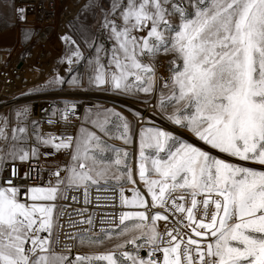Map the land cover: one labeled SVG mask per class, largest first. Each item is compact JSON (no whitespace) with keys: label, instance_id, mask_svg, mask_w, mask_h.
I'll list each match as a JSON object with an SVG mask.
<instances>
[{"label":"snow or ice","instance_id":"6c2138e0","mask_svg":"<svg viewBox=\"0 0 264 264\" xmlns=\"http://www.w3.org/2000/svg\"><path fill=\"white\" fill-rule=\"evenodd\" d=\"M90 7L86 3L82 11ZM16 12L26 21L24 7ZM100 26L112 46L105 49L91 36L85 39L96 53L86 60L89 88L124 96L152 94L157 91L156 57L171 54L170 75L159 89L160 109L171 108L169 121L225 158L165 130L141 127L134 172L127 149L109 142H133L132 125L114 109H86L75 135L41 134L33 122L36 143L30 148L25 146L28 128L14 127L9 137L5 117L0 121V173L8 161L12 165L8 175L0 176V264H264V0H112ZM85 28L77 29L81 36ZM32 35L25 30L23 38ZM60 39L67 46L61 62L72 72L71 66L86 58L72 35ZM102 53L108 55L106 63ZM65 83L83 87L77 76L48 82ZM76 107L65 104L61 119L70 123ZM27 114V108L16 113L18 118ZM40 146L54 151L41 153ZM56 152H67L70 159L50 173L54 181L26 188L13 182L32 179L37 171L21 176L15 161ZM136 177L146 191L133 187L129 198L123 184L136 185ZM109 185L118 188L120 206L127 210L102 219L107 228L94 231V214L76 221L67 212L69 205L57 204L78 202L72 191H82L83 202L90 203L91 189ZM158 208L179 213L177 225L192 235L167 223L159 231L157 222L169 216L153 211ZM66 215L68 227H89L65 232V241L75 243L61 248ZM112 240L118 242L104 253L72 254L74 246L101 247ZM144 248L147 258L140 255Z\"/></svg>","mask_w":264,"mask_h":264},{"label":"rangeland","instance_id":"374dc122","mask_svg":"<svg viewBox=\"0 0 264 264\" xmlns=\"http://www.w3.org/2000/svg\"><path fill=\"white\" fill-rule=\"evenodd\" d=\"M86 3L90 4L91 7L86 11H82ZM111 3L112 0H60L59 7L62 12L61 23L47 43L39 44L35 40L37 24L31 16H28L31 13V10H26V21H21L16 9L22 6L16 4L14 0H0V35L8 37L5 45L8 47L10 46V51L18 56L23 62L28 63L29 57L32 56L31 54L33 52L36 57L35 62H30L25 68L28 71L29 83L26 86H23L21 91H19L17 102L11 106V104H6V101L0 98V121L5 117L7 118L8 127L6 131L8 132L9 137L11 136L14 127L25 126L28 128L29 135V140L25 146L30 148L35 145L36 141L33 134V122L36 121L31 117V114L34 102L40 97L52 95L59 101L73 97H91L97 100V104L89 108L114 109L127 117L132 125L133 142L131 144L124 145L122 141L119 140L109 141L117 147L127 149L130 153L131 165L134 163L136 166V159L138 158L139 151L138 132L141 127H156L165 130L177 138H182L187 142L193 143L204 151L225 158L224 154L218 153L209 145L198 141L186 129L178 127L169 121L167 116L170 114L171 108H169L168 111H162L160 109L159 89L164 80L170 75L169 63L174 58L171 54H161L156 57L155 62L157 68L155 81L157 91L152 94L140 92L135 96H124L110 91L105 92L95 88H89L87 79L90 70L86 60L95 57L96 53L95 46L91 48L88 47L85 39L88 36H91L96 44H103L105 49L111 48L112 42L107 39V33L100 26L103 22L105 13L110 9ZM78 16L80 18L79 20L76 19ZM70 22L73 27H69ZM81 25L86 26L83 36H81L80 32L77 30ZM25 30H31L33 33L29 40L23 38ZM14 32H16L15 35ZM65 34L72 35L73 38L77 39L80 49L86 58L78 64L71 66L73 69L72 72L68 71L70 66L66 61L63 63L61 62L65 57L67 46L61 41L60 37ZM102 56L103 62L106 63L108 55L102 53ZM56 76L62 77L66 81L70 80L73 76L81 77L83 79V87H70L68 83L63 85H49L48 82ZM165 91L167 92V90ZM24 108L28 109L27 117L24 118L22 116L18 118L16 115L17 111H22ZM85 112L86 110L81 117V123L83 122ZM85 126L91 130H95L90 124H86ZM134 157L136 158L133 161ZM239 163H243L250 167L261 168V166L251 164L250 162ZM127 185H129V183H124L123 187H126ZM160 222L161 221L157 222L158 229L160 227ZM117 242L118 241L116 240H112L101 247L94 248L75 247V252H72V254L74 255L77 252L104 253ZM99 264H106V262H99Z\"/></svg>","mask_w":264,"mask_h":264},{"label":"built area","instance_id":"2783aa9c","mask_svg":"<svg viewBox=\"0 0 264 264\" xmlns=\"http://www.w3.org/2000/svg\"><path fill=\"white\" fill-rule=\"evenodd\" d=\"M14 2L26 8V10H31L28 16H31L37 24L35 40L39 44L47 43L62 20V12L59 7L60 0H14ZM15 34L16 32H14ZM7 39L8 37L0 35V98L6 101V104L10 103L13 106L19 98L23 69L27 62L21 61L18 56L10 51V46L5 45ZM65 104H75L77 106L75 116H70V123L63 121L60 116V112L63 110ZM96 104L97 100L91 97H73L59 101L52 95L43 96L34 102L31 117L36 121L41 134L54 133L59 136L68 133L75 135L81 126V117L84 111ZM54 112L56 113L55 115H53ZM49 119L53 120L54 123L49 124ZM53 151L50 147L40 146L41 153ZM135 158H133V161ZM69 159L70 156L67 152H56L53 155H40L38 159H32L26 163H21L17 160L15 161V166L18 168L21 176L29 172L32 168H35L37 171L32 173V179H14L13 182L21 185L22 188H26L30 184H46L49 179L54 181L55 177H52L50 173L55 171L57 167H63ZM11 165V161L6 163L5 171L1 173V176L8 175ZM61 174L63 175V173ZM106 187L107 190L101 189L100 191H97L95 188L91 189L89 193L90 203L85 204L83 202L84 197L82 191H72L69 195L76 196L78 202L61 200L57 201V204L69 205L67 212L71 213L72 219L76 221L87 219L94 214V231H98L100 227L107 228L109 225H101L100 221L102 219L111 220L114 215L118 216L124 209L120 206L118 188L114 191L111 185ZM98 196L100 199H97ZM108 197H111V199H107ZM76 211H83L84 215L82 217L76 215ZM160 212L168 215L169 220L167 222H160L159 231L164 232L166 230L165 224L167 223L169 228L179 227L181 232L187 233L190 236L192 235L190 229L177 225L176 220L180 217L179 213L173 215L170 212H164V209H160ZM199 218L200 216L198 214L197 219ZM61 223L64 225V228L61 230V248L65 242L69 244L75 243L72 240L65 241V232L74 234L79 229L89 227L87 224L77 225L76 228L68 227L67 215L61 220ZM184 223H187V221L185 220ZM192 238L199 239L195 236H192ZM72 252H75L73 248ZM147 253L148 249H142L140 251V255L145 258H147Z\"/></svg>","mask_w":264,"mask_h":264},{"label":"bare ground","instance_id":"6f19581e","mask_svg":"<svg viewBox=\"0 0 264 264\" xmlns=\"http://www.w3.org/2000/svg\"><path fill=\"white\" fill-rule=\"evenodd\" d=\"M31 55H32V56L29 57V61H28V63L25 65V67H24V69H23V74H22V79H21V86H20L21 88H22L23 86H26V85L29 83L28 71H27L25 68H26V66H27L30 62H35V59H36L34 52H33ZM51 65H52V64H51ZM47 67H48V66H47ZM33 82H34V81H33ZM7 104H10V103H7ZM147 113H148V112H147ZM134 146H136V145H134ZM134 148H135V147H134ZM132 167H133L134 172H135V164H134V163H132ZM136 179H137V184H136V185L129 184V185H127L126 187H124V189L129 190V191L125 190V195L128 196L129 198H131L132 193H131L130 190H131L133 187H138V188H140L142 191H146V189H144L143 183L139 181L138 177H136ZM126 191H127V192H126ZM148 198L150 199V197H148ZM124 210H127V209H124ZM153 211H160V209H159V208H158V209H154ZM74 248H75V246L73 247V250L75 251Z\"/></svg>","mask_w":264,"mask_h":264}]
</instances>
